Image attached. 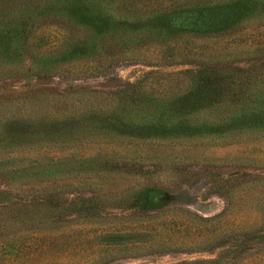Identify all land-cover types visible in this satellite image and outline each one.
Here are the masks:
<instances>
[{
  "label": "rangeland",
  "instance_id": "rangeland-1",
  "mask_svg": "<svg viewBox=\"0 0 264 264\" xmlns=\"http://www.w3.org/2000/svg\"><path fill=\"white\" fill-rule=\"evenodd\" d=\"M0 264H264V0H0Z\"/></svg>",
  "mask_w": 264,
  "mask_h": 264
}]
</instances>
